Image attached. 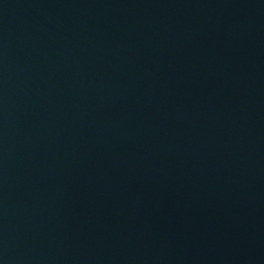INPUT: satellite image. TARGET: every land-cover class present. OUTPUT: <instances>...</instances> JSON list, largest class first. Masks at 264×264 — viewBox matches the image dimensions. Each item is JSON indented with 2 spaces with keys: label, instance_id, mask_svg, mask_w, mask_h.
Returning a JSON list of instances; mask_svg holds the SVG:
<instances>
[{
  "label": "water",
  "instance_id": "obj_1",
  "mask_svg": "<svg viewBox=\"0 0 264 264\" xmlns=\"http://www.w3.org/2000/svg\"><path fill=\"white\" fill-rule=\"evenodd\" d=\"M0 264H264V0H0Z\"/></svg>",
  "mask_w": 264,
  "mask_h": 264
}]
</instances>
